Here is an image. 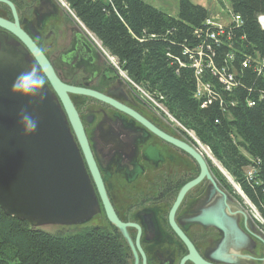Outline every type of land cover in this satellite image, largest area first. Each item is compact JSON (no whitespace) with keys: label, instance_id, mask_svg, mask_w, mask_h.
Returning a JSON list of instances; mask_svg holds the SVG:
<instances>
[{"label":"flooded vegetation","instance_id":"af4514ba","mask_svg":"<svg viewBox=\"0 0 264 264\" xmlns=\"http://www.w3.org/2000/svg\"><path fill=\"white\" fill-rule=\"evenodd\" d=\"M13 2L21 16L20 29L41 51L59 82L107 97L160 133L186 143L185 134L176 124L146 110L135 93L113 74L99 52H91L92 45L67 18L60 14L58 27H46L44 35L36 32L34 21L26 26L21 24V19L30 16L34 20L36 16L37 27L42 12L45 17L53 15L49 0H39L33 5H28L30 0ZM21 3H25L24 10L20 9ZM8 9L0 3V18L11 22ZM19 46L22 44L13 35L0 29V52ZM22 52L23 59L43 81L35 96L45 91L57 102L95 189L98 208L90 220H98L95 224L99 226L90 227L116 237L126 264H264V228L248 217L207 161L212 181L203 179L178 202L181 189L199 175L198 165L186 153L124 111L89 96L68 93L103 188V197H99L79 142L80 135L77 136L33 56L28 51ZM109 212L121 228L110 222Z\"/></svg>","mask_w":264,"mask_h":264},{"label":"trees","instance_id":"16d2710c","mask_svg":"<svg viewBox=\"0 0 264 264\" xmlns=\"http://www.w3.org/2000/svg\"><path fill=\"white\" fill-rule=\"evenodd\" d=\"M63 1L131 84L162 104L189 143L185 131L209 150L264 220V30L257 22L264 17V0H215L240 19L221 34L206 24L207 10L189 0H179L176 17L145 0ZM194 47L206 64L200 80L212 89L204 101L194 99ZM211 70L232 73L235 88L227 92ZM246 168L255 170L253 182L244 175ZM0 264L126 262L116 237L99 228L53 235L0 209Z\"/></svg>","mask_w":264,"mask_h":264},{"label":"water","instance_id":"95a60500","mask_svg":"<svg viewBox=\"0 0 264 264\" xmlns=\"http://www.w3.org/2000/svg\"><path fill=\"white\" fill-rule=\"evenodd\" d=\"M0 3L10 9L13 17V23L0 18V29L13 35L22 44L18 49L0 52V209L6 216L24 220L33 229L49 225L78 226L93 218L98 208L94 189L57 102L45 91L37 98L35 93L22 97L12 90V83L21 72L35 69L23 59L22 50L33 56L50 82L77 136L80 135L81 145H86L84 136L66 93L89 96L120 109L186 153L198 165L199 175L181 189L178 202L203 179L212 181L204 158L188 142H180L160 133L138 115L107 97L62 85L41 51L19 28L14 6L6 0H0ZM90 49L96 53L92 46ZM23 113L38 121V127L32 135L23 134ZM88 153L87 150L83 155L90 165L98 195L103 197L101 182ZM221 173L226 177L222 170ZM108 216L111 223L121 228L110 212Z\"/></svg>","mask_w":264,"mask_h":264},{"label":"rangeland","instance_id":"374dc122","mask_svg":"<svg viewBox=\"0 0 264 264\" xmlns=\"http://www.w3.org/2000/svg\"><path fill=\"white\" fill-rule=\"evenodd\" d=\"M6 1L10 2L14 6V9L16 11V16L18 18V24L20 25L19 18L21 16L19 15L18 9L15 6L13 0H6ZM26 1L28 2V0H26ZM38 1L39 0H30V2H28L29 3L28 5L36 4ZM62 1L63 0H49V2H50L49 3V7H51L54 10V12H53L54 14L51 15V16H46L45 17L44 16V13L42 12L43 17H42V20L39 21V24L40 25L37 24V27H39V28L36 27L37 21L35 19L36 16H34V14H31V16H34V20L30 16L29 17H25L24 19H21V24L23 26H26L27 23H32L34 21V26H35L36 32L38 34L44 35L45 34L44 29L46 27H48V28H49V26L55 27V28L58 27V24H60V20L58 19V16L61 14L62 16H64L65 18H67V20L71 23V25H73L75 27V29L77 31H79L92 44V47L99 52L100 56L106 61V63L108 64V66H109L110 70L113 72V74L115 76L119 77V79L125 85H128V89L129 90H132L135 93V95L143 102L146 110H150L151 112H154L155 115H159L160 114L162 116H165L167 118L166 121H168L170 124L174 125L175 124L174 121L172 119L170 120V118L167 117L166 115H163V113L160 112L159 109L155 107V104L152 101H150L142 93L143 90L141 91V90L137 89L136 87L132 86L128 81H126L125 77L123 76V73L117 68V65H116V62L114 61V59L110 58L101 49L100 45L97 43V41L94 39V37H92L90 35V33L85 30V28L80 24V22L77 21V19L75 18V16L69 11V8L66 6V4L64 3V1L63 2ZM189 1L192 4H194V5H203L204 8H207L209 10L208 11L209 13L207 12V20H206V24H207V21H210V25H208V26H213V27H217V28L218 27L223 28L224 26L231 25L232 23L234 24L233 20L230 18V17L233 16V14H231V10L229 9V7H227V8L224 7V6L221 7L219 4L216 3L215 0H189ZM145 2L147 4H149V5H151V6L159 9L160 11L164 12L165 14H168V15H170L172 17H176L177 16L179 0H145ZM31 3H33V4H31ZM20 9H22V10L25 9V3H21ZM2 19L5 20L4 18H2ZM257 19H260V18L258 17ZM8 22H10V21H8ZM10 23H13V17H12V21ZM50 23H52V24H50ZM222 25H224V26H222ZM62 85H64V84H62ZM67 94L68 93H66V96H67ZM197 101H200V100H197ZM185 133L190 138V140L193 142V143L191 142V144L193 145V147L195 148V150L198 153H200L202 157H204V158H206L208 160L209 165L211 166L212 170L218 171L221 174V176L225 178V180L228 182V184L234 190V193L236 195V198L240 201V204L244 208V210H245L246 214L248 215V217L251 218L252 221H254L255 220L253 218L254 214H252L254 212L252 211V209L248 205L249 202L243 198V196H242L241 192L239 191V189L237 188V186L236 185L234 186L227 176L226 177L223 176V173H221L220 167L217 165V163L212 158L209 150L206 147H203L202 145H200L198 143V141L194 138V136H193L192 133H190L188 131H185ZM186 142H188V141H186ZM188 161H190V160L188 159ZM190 164H191V162H190ZM189 168H192V167H189ZM97 221L98 220H96V219L95 220L92 219L88 223L82 224V225H78V226H56V225H49V226H42L40 229L43 230V231H46L48 233H51L53 235H57V234H64V235L68 234L69 235V234H74V233H76L78 231H82L86 227H90L92 225L94 226V224ZM262 222L261 223L259 222L260 224L257 223V222H255V223L258 224L260 227H263L264 228V220ZM95 225L99 226V223L98 224H95Z\"/></svg>","mask_w":264,"mask_h":264},{"label":"built area","instance_id":"2783aa9c","mask_svg":"<svg viewBox=\"0 0 264 264\" xmlns=\"http://www.w3.org/2000/svg\"><path fill=\"white\" fill-rule=\"evenodd\" d=\"M230 18L233 20L234 24L237 25L239 23V17L238 16L233 15ZM259 18L260 19H258V23L261 25L262 29L264 30V26H263L264 18L263 17H259ZM217 30H218L219 34L223 33V31H224L221 27H218ZM210 36L212 37V35H210ZM192 53L194 54V56L192 58H190V64H191L192 69L194 70V74L196 77V89H195V93H194V98L197 100H203L204 101L206 99V97H209L211 95L212 89L209 85L202 83L200 80V78L202 76L203 69H204V64H205L203 55L201 53V49L199 47H194V49L192 50ZM209 62H211V61L209 60ZM256 62L258 64L261 63V61H257V60H256ZM207 66L210 67L209 64H207ZM117 68L120 70L119 67H117ZM211 73L214 77L217 78L218 83L221 86H223V85L225 86V90L227 92H229L233 88H235L234 76L232 73H228V72L226 73L225 70H221V71L211 70ZM123 76L125 77L126 81H128L130 83V81L127 79V77L125 76L124 73H123ZM131 85L136 87L137 89L141 90L139 87H137L133 84H131ZM146 97L154 103V100L152 99V97H150V96H146ZM254 174H255V170L253 168H248L246 173H245V176L252 178V182H253L254 181ZM255 184L257 185V183H255Z\"/></svg>","mask_w":264,"mask_h":264},{"label":"clouds","instance_id":"9594fccd","mask_svg":"<svg viewBox=\"0 0 264 264\" xmlns=\"http://www.w3.org/2000/svg\"><path fill=\"white\" fill-rule=\"evenodd\" d=\"M43 81L37 76L35 69L21 72L12 83V90L20 96H27L36 93L42 87ZM22 131L25 136L32 135L37 127L38 121L31 115L23 113L21 115Z\"/></svg>","mask_w":264,"mask_h":264},{"label":"bare ground","instance_id":"6f19581e","mask_svg":"<svg viewBox=\"0 0 264 264\" xmlns=\"http://www.w3.org/2000/svg\"><path fill=\"white\" fill-rule=\"evenodd\" d=\"M63 2V1H62ZM67 6V5H66ZM67 13V12H66ZM71 14V13H70ZM69 16V15H68ZM264 18V17H263ZM74 21V20H73ZM78 21V20H77ZM239 21H240V19H239ZM207 25H210V21H207ZM241 24V23H240ZM263 26H264V22H263ZM20 28V27H19ZM262 28V27H261ZM24 32V31H23ZM25 33V32H24ZM26 34V33H25ZM27 35V34H26ZM105 58V57H104ZM117 65V64H116ZM118 67V66H117ZM130 84H131V82H130ZM128 86V85H127ZM49 90V89H48ZM141 93V92H140ZM142 93L145 95V96H150L149 94H147L146 92H144V91H142ZM142 94V95H143ZM143 95V96H144ZM55 96V95H54ZM151 97V96H150ZM58 99V98H57ZM154 104H155V107L156 108H158L159 109V111L160 112H162L163 113V115H166L167 117H169V115L167 114V112H166V110L164 109V108H162L161 107V105L160 104H157L155 101H154ZM155 109V108H154ZM170 118V117H169ZM170 120H171V118H170ZM173 120V119H172ZM69 132V131H68ZM151 132V131H150ZM154 134V133H153ZM70 135V134H69ZM71 137V136H70ZM72 139V138H71ZM73 142V141H72ZM73 144H74V142H73ZM74 146H75V144H74ZM81 148H82V151H83V154H85L86 153V151L88 150V148H87V146L86 145H81ZM75 149L77 150V148H76V146H75ZM200 149V148H199ZM77 152H78V150H77ZM200 154V153H199ZM78 155L80 156V154H79V152H78ZM201 155V154H200ZM81 158V157H80ZM86 159V158H85ZM81 161H82V159H81ZM83 163V162H82ZM86 163H87V165H89V163H88V161L86 160ZM90 166V165H89ZM247 177V176H246ZM247 178H249V177H247ZM249 179H252V178H249ZM249 206H250V208L252 209V211L254 212V213H252V214H254V216H253V218L255 219V221L257 222V223H261L263 220H262V218L259 216V214L256 212V210L250 205V204H248ZM215 219V218H214ZM262 220V221H261ZM259 223V224H260ZM263 223V222H262ZM262 225V224H261ZM263 228V227H262ZM264 230V229H263Z\"/></svg>","mask_w":264,"mask_h":264},{"label":"crops","instance_id":"0c3cea01","mask_svg":"<svg viewBox=\"0 0 264 264\" xmlns=\"http://www.w3.org/2000/svg\"><path fill=\"white\" fill-rule=\"evenodd\" d=\"M151 6V5H150ZM200 6H202V7H204L203 5H200ZM153 7V6H152ZM155 8V7H154ZM157 9V8H156ZM206 10H207V12L209 11L207 8H205ZM159 10V9H158ZM209 13V12H208ZM170 16V15H169ZM210 16V15H209ZM222 26H224V25H222ZM242 194V193H241ZM243 196V195H242ZM243 198L245 199V197L243 196ZM246 200V199H245ZM248 204H250V203H248ZM251 205V204H250ZM252 206V205H251ZM253 207V206H252ZM254 208V207H253ZM255 209V208H254ZM256 210V209H255ZM257 212V211H256ZM258 213V212H257ZM259 214V213H258ZM260 216V215H259ZM263 220V219H262Z\"/></svg>","mask_w":264,"mask_h":264}]
</instances>
